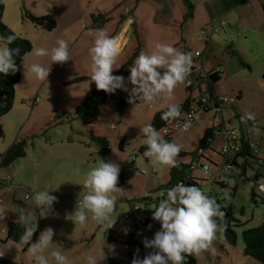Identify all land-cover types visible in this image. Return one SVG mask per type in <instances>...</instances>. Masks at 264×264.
I'll return each mask as SVG.
<instances>
[{"label": "rangeland", "instance_id": "1", "mask_svg": "<svg viewBox=\"0 0 264 264\" xmlns=\"http://www.w3.org/2000/svg\"><path fill=\"white\" fill-rule=\"evenodd\" d=\"M2 1L5 4L3 22L19 37L32 43L31 51L18 65L21 77L15 85L13 108L1 118L4 135H0V153H5L16 140L24 142L26 150L25 155L14 160L12 165L1 168L3 176L12 177L11 184L0 188L3 199L0 208L6 209V215L0 220V253H4L6 259L20 264H35L28 247L7 238L8 222L19 218L16 208L23 206L37 218V236L33 242L37 241L41 231L52 227L53 241L44 254L48 255L51 249L60 250L68 257V264H86L85 258L90 254L101 259L105 254L99 264H112L108 254L117 264H131L134 256L142 259L152 251L137 242L129 248H118L114 241L108 239L110 228L105 231L97 225L91 219V213L83 225L75 224L71 216L76 202L86 191L81 184L87 172L99 166L101 159L112 161L120 165L122 173L117 181L120 191L112 193L117 205L114 210L116 221L122 218L114 235L127 234L124 215L141 209L136 212V217L151 219V223L142 229L144 238L154 236L160 223L152 218V207L158 203L159 185L170 181L172 167L154 166L150 158L143 155L146 145L142 143L143 136L139 135L140 128L152 124L154 117L169 103L183 104L190 100L193 106L197 105L202 94L209 90L207 83L197 78L200 72H209L220 66L221 80L216 90L234 96L235 102L224 104L218 112L198 111L197 121L189 132L172 134V138L182 145L176 157L179 165L190 166L196 161V152L208 129L217 134L218 130L231 125L246 139L252 140L253 147L261 149L259 158L264 159V35L253 36L239 44L240 35H234L232 39L216 34L207 44L197 36L206 25L195 28L191 21L192 10H188L187 22L183 16L186 9L170 0ZM260 1L263 10L264 0ZM128 7L132 10L129 14L126 13ZM243 9L248 12L246 7ZM26 11L52 15L56 26L50 30L36 26L25 18ZM91 12H99L101 16H92ZM126 16L135 21L129 31L130 40L116 63L131 67L141 50L148 52L157 42L171 43L179 51L192 53V66L197 67L190 77L192 87L189 89L185 81L176 86L171 99L156 98L137 106L138 100L132 104L128 102L123 114L117 110L113 100L107 99L101 105L98 118L85 122L75 110L96 87L95 82L90 81L88 49L98 30L103 29L113 36ZM245 18L249 19L247 13ZM58 38L69 43L68 61L51 64L50 55H34L35 47L50 49ZM233 41L234 46L231 45ZM197 51L203 53L202 57L196 56ZM33 62L44 67L51 65L46 80H39L26 70L27 65ZM128 86L131 88V84ZM246 112H252L255 119L242 120ZM158 131L165 136L162 129ZM225 143V136H215L213 146L216 150L210 146L206 148V154L214 157L218 164H221L220 151ZM211 168L216 169L214 164ZM238 170L240 176H220L224 191L201 169L195 171L203 179L202 184L207 191L211 188L218 193L223 191V197L232 203L235 215L243 223L234 227L237 233L234 244L225 237V223H218L217 239L208 249L192 254L196 264H264V261L245 253L242 235L245 229L264 221V192L253 187L257 178H264V165L249 158L245 171ZM189 171L188 167L186 173ZM33 185L57 197L47 214L32 199L25 198ZM233 193L234 197H231ZM124 234L118 235L119 241H126ZM49 264H55V261L49 259Z\"/></svg>", "mask_w": 264, "mask_h": 264}, {"label": "clouds", "instance_id": "2", "mask_svg": "<svg viewBox=\"0 0 264 264\" xmlns=\"http://www.w3.org/2000/svg\"><path fill=\"white\" fill-rule=\"evenodd\" d=\"M131 23V21H129ZM18 38L15 31L7 35H0V73L7 75L15 72L17 65L15 58L20 54L18 47H11ZM122 51V44L105 30L96 32L94 41L88 49L90 57V81L95 82L99 90L115 93L117 89L128 92V102L135 106L148 103L156 98L171 99L178 84L184 83L192 70V53L179 51L171 43L157 42L148 51L141 50L129 68V75L113 74L121 67L116 63ZM37 57L49 56L53 62H65L70 59L69 43L58 38L50 49L35 47ZM51 66V65H50ZM50 66L44 67L38 62L27 65L26 70L35 74L39 80H46ZM25 68V66H24ZM131 84V88H129ZM181 105L169 103L166 110L161 112V119L170 122L181 115ZM242 120H254L252 112H246ZM185 124L184 128L187 129ZM143 136L142 143L146 145L144 156L150 158L154 166L178 167L176 159L182 150V145L175 139L167 140L152 124H145L140 128ZM120 165L116 162H105L101 159L99 166L91 168L81 185L86 189L82 198L76 202V208L71 220L75 224L83 225L91 213V219L105 231L114 226L116 216V199L112 193L120 191L117 186ZM256 191L264 192V178L253 183ZM158 196V203L152 207V218L160 223V228L151 239L145 238L146 248L152 249L142 259L134 256L131 264H183L187 254L200 253L210 247L217 239L220 231L218 219L224 213L215 197L207 194L196 184L177 183L171 188L162 189ZM32 200L45 214L52 209L57 197L50 191L39 190L32 186ZM6 209L0 208V220L6 215ZM16 223L24 227L20 236V243L28 246V252L34 258L35 264H49V259L55 264H68V257L60 250L51 249L48 255L45 250L53 241L54 229L47 227L39 233L36 242H31L33 233L37 229V218L31 213H19ZM4 253H0L3 256ZM90 254L86 264H99L104 259Z\"/></svg>", "mask_w": 264, "mask_h": 264}, {"label": "trees", "instance_id": "3", "mask_svg": "<svg viewBox=\"0 0 264 264\" xmlns=\"http://www.w3.org/2000/svg\"><path fill=\"white\" fill-rule=\"evenodd\" d=\"M4 2L0 0V35H7L12 32V29L6 25L2 20L3 10H4ZM24 16L26 19H29L36 26L43 27L44 29H53L56 26V19L52 15H36L30 11L24 12ZM11 47H18L20 49V54L16 56L15 63L17 65V70L13 72H9L7 75L0 73V135H4V129L1 122V118L7 114L14 105L15 98V85L20 80L21 72L18 68V65L22 62L26 54H28L32 49L31 41L21 38H18L13 42ZM129 65H123L118 70L114 71L113 74L123 75L127 77L129 75ZM220 69H213L210 72H207L205 76L202 78L207 85L208 91L214 92L216 90L217 83L221 80ZM264 77V74H263ZM191 89V87H188ZM107 99H111L115 102L117 110L120 114H123L127 104H128V95L125 91L121 89H117L115 93H107L104 90H99L96 87L88 94V96L83 99V101L76 107V114L84 119L85 122H92L97 119L101 112V105ZM181 107V115H184L190 108L193 106L190 100H187L183 104H180ZM166 110V109H165ZM209 110H207L208 112ZM162 112V111H161ZM161 112H159L153 120L152 125L157 129H163V127L167 124L166 121L162 120ZM214 131L212 129H208L205 133L203 140L201 141L200 146L205 147L206 141L213 136ZM167 140H172V134H168L164 136ZM239 144L240 151L237 154H232L231 156V167L230 169L224 173L222 172L220 176L228 177V176H240V171L238 168H241L244 172L246 169V162H248L249 158H252L255 161H259L260 149L256 152L257 148L252 146V140L246 139L245 137L239 138L236 141ZM26 153L25 143L22 141L16 140L11 147L5 152L1 153L2 161L0 165L9 166L12 165L14 160L19 157L24 156ZM221 153V152H220ZM189 165L181 164L178 167L171 168V179L167 184L159 185L157 192L161 189H168L174 186L175 184L182 181L185 184H196L201 187L207 194L216 198L217 203L220 204L221 210L224 215L222 218L218 219V223H225V237L229 241V243L234 244L237 241V233L235 230V226H240L243 223L241 220L235 215L232 203H228L227 200L223 197V193H218L215 190H206V186L202 184L203 179L199 177H188L186 173V169ZM120 176L122 173L119 172ZM220 176L216 178H209L215 184H218L223 188H225L224 182L220 180ZM234 197V193L231 195ZM160 199V197H159ZM158 199V201H159ZM141 209H137L135 211H131L124 215L123 219H126L125 222V231L127 234L123 232L118 235L126 236V241H119L118 235H114L115 227L117 224L122 221L120 218L115 222L114 226L110 228V233L108 236L109 241H114L118 248L125 247L129 248L131 245H134L136 242L140 245L144 244V231L142 229L151 223L150 217L144 218L143 220L136 217V212ZM24 232V227L15 221H9L7 225V238L16 242H20V236ZM243 241L245 245V253L252 256L253 258L264 261V221L260 225L256 227L247 228L243 231ZM37 231L32 241L36 238ZM25 247H28L24 245ZM108 260L111 261L112 264H117L116 261L110 259L108 254ZM0 264H20L10 259H6L5 257L0 256ZM183 264H196V259L192 254H187L185 256V260Z\"/></svg>", "mask_w": 264, "mask_h": 264}, {"label": "built area", "instance_id": "4", "mask_svg": "<svg viewBox=\"0 0 264 264\" xmlns=\"http://www.w3.org/2000/svg\"><path fill=\"white\" fill-rule=\"evenodd\" d=\"M126 12L129 13L130 9L127 8ZM229 22L226 18H218L217 20L211 21L209 24L206 25V27H203L198 33L197 36L199 38H203L207 42L210 41L213 35L215 34H221L223 35L224 31L226 28H228ZM234 33H228L224 35V38L229 36L230 38L233 39ZM196 56L201 57V52L197 51ZM194 59L196 60V57L194 56ZM197 61V60H196ZM217 69H220L217 68ZM197 70V67L192 66V70L190 74L186 77V83L188 87H192V82L190 80V77L195 74ZM206 72H201L199 74V79H202L205 76ZM159 98V97H158ZM235 102V97L234 96H228L222 93H219L218 91H205L200 100L198 101L197 105L192 106L189 111H187L184 115L177 117L175 120H172L170 122H167V124L163 127V133L165 135L168 134H174V133H186L189 132L192 127L195 125L197 121V112L200 110H215L218 112L219 110L221 111L223 108L224 104L228 103H233ZM187 124L188 127L187 129L184 128V125ZM225 136L226 137V143L224 144L222 150L220 151V155L222 156L221 164H218L217 162H212L210 160L205 159V154H206V148L210 146L212 148V143L214 141V136ZM242 135L236 130V128L231 125L228 128H225L223 130H218L217 134L214 133L213 136H211L207 141H206V146L202 147L200 146L196 152L197 159L194 163H192L189 166V172L187 173L188 177H198L195 175V171L197 169H201L205 174H207L208 178H216L220 176L222 172L226 173L230 167H231V156L232 154H237L240 151L239 144L236 142L241 138ZM258 152V149L256 150ZM206 161H204V160ZM259 162L264 165V159L263 158H258ZM2 161V156L0 153V163ZM211 164H214L216 167L215 170H212ZM1 168L2 166L0 165V186H4L7 184H11L12 177L11 175H6L3 176L1 173ZM258 178L256 179V181ZM182 182V181H180ZM179 182V183H180ZM162 190V189H161ZM160 190V191H161ZM159 191V192H160ZM224 191V188H223ZM222 191V193H223ZM158 192V193H159ZM26 200L32 199V190L29 189L26 196ZM161 198V197H160ZM2 198L0 197V203L2 202ZM18 209L19 213L25 212V213H30L29 208L23 206L21 208H16ZM19 219V218H18ZM17 219V220H18ZM16 220V221H17ZM36 231L33 233V237L35 236ZM32 237V239H33ZM4 257V256H2Z\"/></svg>", "mask_w": 264, "mask_h": 264}, {"label": "crops", "instance_id": "5", "mask_svg": "<svg viewBox=\"0 0 264 264\" xmlns=\"http://www.w3.org/2000/svg\"><path fill=\"white\" fill-rule=\"evenodd\" d=\"M165 1L166 0H164V2ZM170 1H173V3L177 5L179 4L180 6L186 9L185 12L183 13V16L185 17L187 22L189 20L187 19L189 17L188 10H192L193 14L191 15V21L194 23L195 28L198 27L202 28L204 25H207L211 21L218 18H226L229 22V26L228 28H226L223 35L221 34L220 35L224 38V35L228 33L236 32L234 33L236 36L240 35L239 44L243 41L251 39V37L253 36L261 37L262 35H264V32L262 31L264 29V5L262 10V6H261L262 1H260V3L258 2V0H170ZM244 7L247 8L248 12H246V9H243ZM129 9L130 12H132L131 8ZM246 13L249 16V19L245 18ZM91 14L92 16H99V17L101 16L99 12L98 13L91 12ZM175 18L177 19V17ZM129 21H131V23H129ZM134 21H135L134 18L126 16L123 23L117 28L116 32L113 34V36L116 37L122 44V49L126 47L128 41L130 40L129 31L131 30L132 23ZM182 29L183 28H181L180 31ZM181 33H182L181 35H183L184 32L181 31ZM214 36H212V38L210 39V41L207 42V44H210ZM183 39H185L184 35H183ZM231 45L234 46V41L231 43ZM202 55L203 53H201V57ZM219 67L220 66H218L217 68ZM197 78L199 79V76ZM200 111H204V110H200ZM242 137H244V135H242ZM214 140H215V136H214ZM212 149L216 150L213 146V143H212ZM205 159L215 163L217 162L214 157L208 156L207 154H205ZM1 187L2 186H0V188Z\"/></svg>", "mask_w": 264, "mask_h": 264}]
</instances>
